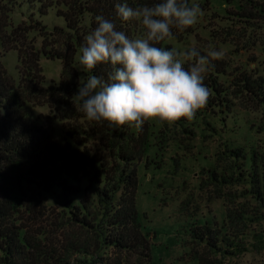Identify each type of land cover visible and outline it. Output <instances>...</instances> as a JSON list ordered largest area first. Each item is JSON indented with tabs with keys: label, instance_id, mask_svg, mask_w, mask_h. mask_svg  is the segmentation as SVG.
I'll return each instance as SVG.
<instances>
[{
	"label": "trees",
	"instance_id": "16d2710c",
	"mask_svg": "<svg viewBox=\"0 0 264 264\" xmlns=\"http://www.w3.org/2000/svg\"><path fill=\"white\" fill-rule=\"evenodd\" d=\"M22 1L28 13L13 23L18 2L0 0V264H151L149 234L142 233L135 206L138 188L147 176L166 198L178 177L186 175L180 158L195 141L215 144L201 160L198 151L190 152L201 162L199 178H193L196 188H211L226 208L220 222H188L190 215L185 216L184 264H220L219 259L250 248L262 250L264 69L238 65V28L254 30L252 21L264 18V2L189 0L203 12L211 10L220 23L212 30L201 26V39L192 35L201 41L197 48L202 54L209 45L224 52L222 59L210 62L204 80L212 94L192 120L172 125L146 121L137 130L91 121L72 100L79 78L87 75L78 60L85 37L97 26L96 16L129 37L143 31L138 21L118 17L115 5L121 0ZM123 2L135 8L158 0ZM50 10L59 23L46 25L36 18ZM199 20L203 24L206 18ZM172 31L173 39L156 46L188 48L192 27ZM11 50L17 52L16 83L1 62ZM42 59L59 61L57 82L46 84ZM110 71L109 64H100L90 74L107 79ZM51 105L56 114L63 111L61 122L74 120L63 137L33 111ZM64 106L71 108L62 110ZM238 112L258 117L247 121ZM181 182L183 190L185 180ZM67 227L77 231L80 241L64 242Z\"/></svg>",
	"mask_w": 264,
	"mask_h": 264
},
{
	"label": "clouds",
	"instance_id": "9594fccd",
	"mask_svg": "<svg viewBox=\"0 0 264 264\" xmlns=\"http://www.w3.org/2000/svg\"><path fill=\"white\" fill-rule=\"evenodd\" d=\"M115 11L123 21H138L143 31L129 37L96 16L97 26L80 49L78 62L87 75L79 78L74 105L87 119L113 128L142 130L146 121L172 125L194 119L212 94L204 84L209 64L222 59L224 52L211 45L206 54L195 45L183 50L156 45L173 39V28L183 32L195 26L203 10L189 0H158L135 8L121 0ZM100 64L111 66L107 79L90 74Z\"/></svg>",
	"mask_w": 264,
	"mask_h": 264
},
{
	"label": "rangeland",
	"instance_id": "374dc122",
	"mask_svg": "<svg viewBox=\"0 0 264 264\" xmlns=\"http://www.w3.org/2000/svg\"><path fill=\"white\" fill-rule=\"evenodd\" d=\"M19 6L16 7L14 16L12 15L13 23L18 22V18L21 17V13H28V5L22 0H16ZM264 2V0H257ZM206 20L203 24L199 22L192 27L193 33L190 35L191 39L185 44L186 47L201 43L199 31L200 27H205L210 30L216 29L220 25L219 21L212 17V11L209 10L204 12L203 15ZM42 23L48 25L51 21L60 22V19L55 17L54 13L50 10L47 15L36 16ZM254 30L251 29H239L238 28V65L245 64L250 68H258L259 70L264 69V18H256L253 20ZM193 34H196L197 38L193 39ZM233 51V49H230ZM233 56L231 53H228ZM3 68L10 79L16 83L18 80V59L17 52L11 50L4 53L1 57ZM42 74L45 78L46 84L50 82H57L59 79V73L61 66L59 61H50L42 59L40 62ZM45 84V85H46ZM70 109V107H62L64 109ZM54 106L47 107H36L33 111L36 114L41 115L46 122L52 125L55 134L60 137L65 136V129L74 125V120H60L65 115L62 113L56 114ZM239 117H243L245 120L257 118V115L251 113L245 114L244 112H238ZM53 117H57L54 119ZM231 122H228V128H230ZM224 128V127H223ZM195 147L190 152H197L196 158L201 160L203 156H209V148L213 150L215 144H199V141H195ZM216 143V140H215ZM90 148L95 149L94 144H90ZM186 152L182 155L185 159L180 158L181 164L186 167V175L178 177V182L173 183V186L168 190L169 194L166 198L160 192V188L156 187V182L148 183L146 179L142 180L141 187L138 188L135 206L139 215V222L142 233L149 234L150 242V258L151 264H184L187 261V256L184 254L187 251V247L184 244L185 229V216L190 215L188 222H192L193 219H212L220 222L225 213V206H223L222 199H216L214 191L211 188H207L206 192H202L196 188V180L193 178H199L200 163L195 162L193 154ZM192 156L193 159L190 157ZM207 158L206 160H208ZM205 162L203 163V165ZM142 172V169H140ZM182 180H185V189H182ZM192 193V194H191ZM191 194L187 202L188 195ZM185 202H187L185 204ZM65 243H76L80 241L77 231L74 228L67 227L63 231ZM200 256L205 255L203 251L198 248L196 250ZM210 261L213 257L207 255ZM220 264H264V248L259 251L250 250L242 253L240 256H234L228 259H219Z\"/></svg>",
	"mask_w": 264,
	"mask_h": 264
}]
</instances>
